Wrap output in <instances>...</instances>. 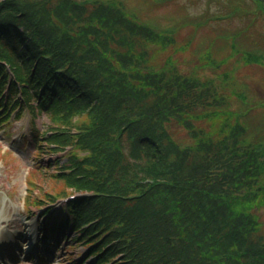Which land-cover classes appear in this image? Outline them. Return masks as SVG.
<instances>
[{
	"label": "trees",
	"instance_id": "trees-1",
	"mask_svg": "<svg viewBox=\"0 0 264 264\" xmlns=\"http://www.w3.org/2000/svg\"><path fill=\"white\" fill-rule=\"evenodd\" d=\"M263 1L255 0L258 7ZM71 3L0 0V70L8 63L15 74L12 95L21 86L26 104L49 113L58 134L46 146L75 148L72 172L58 177L91 193L70 210L97 264L119 253L122 261L113 264H264V231L252 212L253 203L264 204V145L238 121L221 139L210 135L212 123L208 132L190 124L230 113L216 110L227 103L213 80L146 63L136 38L167 46L174 42L168 33L128 20L114 3H104L105 15L96 3ZM112 57L125 65L117 70ZM87 110L89 122L76 123ZM173 118L193 143L174 139ZM72 127L78 131H65ZM219 207L223 223L209 222Z\"/></svg>",
	"mask_w": 264,
	"mask_h": 264
},
{
	"label": "rangeland",
	"instance_id": "rangeland-1",
	"mask_svg": "<svg viewBox=\"0 0 264 264\" xmlns=\"http://www.w3.org/2000/svg\"><path fill=\"white\" fill-rule=\"evenodd\" d=\"M74 1L92 9L96 3L94 7H99L103 15L107 8L104 3H114L121 16L128 20L149 26L151 32L168 33L174 42L167 46H156L143 38L140 40L142 35L136 38L137 44H141V54L146 55V63L154 70L175 68L183 76L196 77L203 82L213 80L215 88L227 103L224 109L216 110L230 113L227 118L209 121L202 118L191 120L190 124L208 132L211 131L208 123H212V129H216L210 135L221 139L238 121L247 131L249 139L264 145V25H250L260 21L259 14L264 21V6L258 7L255 0ZM214 15H222L225 19L214 22ZM113 25L120 24L115 22ZM121 27L124 37L130 35L127 28ZM90 29L81 28V32ZM250 57L253 59L250 60ZM111 59L112 66L117 70L125 65V62H117L115 57ZM18 110L9 118L8 124L0 125V264H51L53 261L54 264H72L73 259L78 264H95L90 260L84 262L90 254L84 244L74 241V246H69L74 240L72 231L54 224L61 214H66L68 205L80 203L78 207H82L89 196L85 190L70 185L66 178L55 177L60 165L61 170L70 166L71 157H65L74 151L68 153L71 150L69 146L64 150L43 146L42 151H38L34 137L40 133L46 137L57 136L58 129L52 126L47 111H40L38 107L28 109L26 106ZM74 118L76 123L89 122L88 110ZM168 126L178 143H193L192 133L177 118L171 119ZM222 126L226 130L221 132L219 129ZM65 131L78 130L72 127ZM76 154L82 157L80 152ZM220 169L217 165L216 171L220 172ZM261 180L264 181V177ZM67 196L75 199L65 204L63 199ZM57 197L63 205L51 214L47 212L50 208L47 207L48 201ZM26 199L29 206H25ZM252 207L264 231V204L253 203ZM223 216L219 207L209 222L223 223ZM217 218L222 220L217 221ZM3 225L6 232L2 231ZM50 230H55L56 238L51 236L47 239ZM64 232L66 234L60 237ZM47 247H50L48 255L38 254L39 250ZM122 258L121 254L116 256L117 261H122Z\"/></svg>",
	"mask_w": 264,
	"mask_h": 264
},
{
	"label": "flooded vegetation",
	"instance_id": "flooded-vegetation-1",
	"mask_svg": "<svg viewBox=\"0 0 264 264\" xmlns=\"http://www.w3.org/2000/svg\"><path fill=\"white\" fill-rule=\"evenodd\" d=\"M257 1H258V0H257ZM258 4H259V3H258ZM259 7H261V5H260V4H259ZM258 17H259V19H261V16H260V14H259V16H258ZM262 22H263V21H262ZM262 22H260V21H259V22H257V23H262Z\"/></svg>",
	"mask_w": 264,
	"mask_h": 264
}]
</instances>
